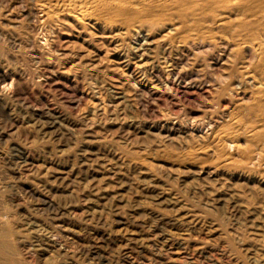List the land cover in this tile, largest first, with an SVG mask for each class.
Here are the masks:
<instances>
[{"label":"rangeland","instance_id":"1","mask_svg":"<svg viewBox=\"0 0 264 264\" xmlns=\"http://www.w3.org/2000/svg\"><path fill=\"white\" fill-rule=\"evenodd\" d=\"M0 2V89L4 82L8 84L7 92H0V210L3 211H0V216L5 218L4 225L0 226V236L8 237L7 244L1 245L3 251L1 248L0 255L4 256L3 261L18 260L16 264H138L140 261L139 264H255V259L264 254V240H261L264 239V185L258 176L260 173L264 174V163L262 168L257 169L260 173L251 175L242 172L237 164L227 165V159L221 157V162L219 154L212 153L213 147H210L213 134L208 130L204 132L209 122L216 121V118L221 117L219 115H225L238 99L231 96L230 92L222 93L229 82L222 78H227L232 72L230 51L196 47L193 51L188 49L186 52L185 46L170 43L165 38L164 31L150 33L142 30L117 36V32L107 30L89 29L84 32L71 22H67V26L62 24L61 27H51L50 30L47 25L28 16L33 5L31 0ZM15 24H19L18 27L15 28ZM177 56H180L179 59ZM185 88L192 94H189L190 97ZM222 105L227 107L223 108ZM127 133H130L129 137ZM192 134L194 135L190 136ZM171 136L178 140H169ZM188 149L197 151L191 152ZM189 152L193 154L190 156ZM212 160L219 162L214 164ZM142 161L146 162V166ZM177 166L181 168L180 171ZM187 167L191 170L190 173ZM234 167L238 168L234 170ZM166 170L170 173H166ZM187 182L190 183L186 185ZM229 186L234 191L231 187L228 189ZM252 195L256 196L257 202ZM226 197H229V202ZM48 201L54 203L49 208L46 206ZM222 205L224 206L221 207ZM55 209L59 211L57 217ZM155 216L162 217L163 220L159 221ZM178 221L184 223H176ZM57 223L74 231L75 236L60 235ZM260 225L263 230L257 229ZM48 234L50 237L46 238ZM9 240H16L15 245ZM156 247L167 257L163 258V254L157 253ZM251 248H255L254 251ZM176 250L178 254L174 253ZM203 251L207 254H201ZM123 252H126L125 257L130 256L131 259L125 258ZM255 252L257 253L254 255ZM208 254L214 256L210 257ZM205 255L212 259H207ZM19 256L22 258L17 259ZM216 256L219 257L218 261ZM178 259L181 263H178Z\"/></svg>","mask_w":264,"mask_h":264},{"label":"bare ground","instance_id":"2","mask_svg":"<svg viewBox=\"0 0 264 264\" xmlns=\"http://www.w3.org/2000/svg\"><path fill=\"white\" fill-rule=\"evenodd\" d=\"M1 1V0H0ZM31 2L33 3L32 5V9L29 11L28 16H32L34 17L38 23L43 24L44 26H48L50 27H55V26H60L66 25L68 24L67 22H71L72 24L76 25L80 30L87 32L89 29H97V30H103V31H115L117 32V36L121 35H130L132 32H138V31H142L145 30L147 32L153 33L156 31H164L166 32L165 34V38L169 40L170 43L173 44H177L179 45H183V47H186V52L188 49H193L196 47L199 48H221L223 50L226 51H230L229 54V60L231 62V66H232V72L227 76V78L224 77L222 78L223 81L226 82V80L228 79V85L224 88V90L222 91L223 94H226L227 92L231 93V96H235L237 99V101L231 105L229 107V109L227 110V112L225 113V115H219L221 117L216 118V121H211L209 122V118L208 121L209 122L206 126H205V131H209L211 132L213 135L212 137V144H211V148L213 147V152L214 154H219V158L220 161L222 160V158H224L225 160L227 159V165H231V164H237L238 167H240V169L242 170V172H246L247 174H251V175H255V173L257 172V169H259V167H261V165L264 163V0H31ZM0 7H2V4L0 2ZM28 10V9H27ZM2 11V10H0ZM5 14V13H4ZM7 15V14H6ZM1 16V15H0ZM23 16V15H22ZM3 18V17H2ZM7 18V17H6ZM8 19V18H7ZM11 20V19H10ZM7 21V20H6ZM13 22V21H12ZM18 23V22H17ZM8 24V23H7ZM19 24H15L14 27H18ZM13 26V25H12ZM67 26V25H66ZM70 27V26H69ZM2 28V26H1ZM12 28V27H11ZM29 28V27H28ZM33 28V27H31ZM30 28V29H31ZM74 28V27H73ZM72 28V29H73ZM6 29V28H5ZM18 29V28H17ZM55 29V28H54ZM14 30V29H13ZM38 31V30H37ZM41 31V29H40ZM78 31V30H77ZM45 32V31H44ZM53 33V32H52ZM80 33V32H79ZM158 33V32H157ZM70 34V33H69ZM140 34V33H139ZM51 35V34H50ZM113 35H116L115 33ZM7 37V36H6ZM126 37V36H125ZM4 38V37H3ZM119 38V37H118ZM16 40V39H15ZM86 40V39H85ZM116 40V39H115ZM18 41V40H17ZM117 41V40H116ZM126 41V40H125ZM154 41V40H153ZM6 42V41H5ZM45 42V41H44ZM50 42V41H49ZM8 43V42H6ZM41 43V42H40ZM125 43V42H124ZM165 43V42H164ZM13 44V43H12ZM22 44V43H21ZM62 44V43H61ZM123 44V41H122ZM166 44V43H165ZM17 45V44H14ZM52 45V44H51ZM20 47V46H19ZM182 46L179 48L181 49ZM60 49V48H59ZM145 49V48H144ZM172 49V48H171ZM184 49V48H183ZM182 49V50H183ZM207 49V50H208ZM119 50V49H118ZM153 50V49H152ZM168 50V49H167ZM170 50V48H169ZM202 50V49H201ZM206 50V49H204ZM166 51V50H165ZM176 51V50H175ZM200 51V50H199ZM209 52H211L210 50H208ZM178 52V51H177ZM180 52V51H179ZM197 52V51H196ZM218 52V51H217ZM69 53V52H68ZM169 53V52H168ZM172 53V52H171ZM191 53V52H190ZM199 53V52H197ZM221 53V52H220ZM64 54V53H63ZM176 54V53H175ZM184 54V53H183ZM188 54V53H187ZM31 55V54H30ZM40 55V54H39ZM174 55V54H173ZM178 55V54H176ZM190 55V54H189ZM194 55V53H193ZM223 55V54H222ZM162 56V55H161ZM166 56V55H165ZM172 56V55H171ZM196 55H194L195 57ZM215 56V55H214ZM213 56V57H214ZM220 56V55H219ZM45 57V56H44ZM164 57V56H163ZM180 57V56H179ZM179 57L177 56L176 58L179 59ZM191 57V56H190ZM212 57V58H213ZM217 57V56H216ZM168 58V57H167ZM170 58V57H169ZM175 58V59H176ZM183 58V57H182ZM185 58V57H184ZM183 58V59H184ZM188 58V57H187ZM211 58V56L209 57V59ZM182 59V60H183ZM215 59V58H214ZM222 59V58H221ZM220 59V60H221ZM187 60V59H186ZM191 60V59H190ZM194 60V59H192ZM218 60V59H217ZM216 61V60H214ZM161 62V60H160ZM170 62V61H169ZM172 62V61H171ZM190 62V61H189ZM197 62V60L195 61V63ZM210 64L212 63V61H209ZM167 63V62H166ZM177 63V62H176ZM179 63V62H178ZM184 63V62H183ZM188 63V62H187ZM165 64V63H164ZM175 64V62H174ZM181 64V63H180ZM191 64V62L189 63ZM188 64V65H189ZM194 64V63H192ZM197 64V63H196ZM218 64V62H217ZM221 64V63H220ZM172 65V63H171ZM177 65V64H176ZM187 65V66H188ZM200 65V64H199ZM213 65V64H211ZM209 65V66H211ZM216 65V64H215ZM53 66V65H52ZM165 66V65H164ZM162 66V67H164ZM230 66V65H228ZM190 67V66H189ZM195 67V65H194ZM204 68V67H203ZM214 68V66H213ZM229 68V67H228ZM55 69V68H54ZM53 69V70H54ZM189 69V68H188ZM191 69V67H190ZM205 69V68H204ZM207 69V68H206ZM205 69V70H206ZM216 69V68H215ZM214 69V70H215ZM50 70V69H49ZM52 70V69H51ZM135 70V69H134ZM192 70H194L192 68ZM201 70V69H199ZM213 70V69H211ZM169 71V70H168ZM174 71V70H173ZM187 71V70H184ZM198 71V70H197ZM69 72V71H68ZM180 72V71H179ZM193 72V71H192ZM191 72V73H192ZM196 72V71H195ZM194 72V73H195ZM203 72V71H202ZM201 72V73H202ZM219 72V71H218ZM187 73V72H186ZM188 73H190L188 71ZM197 73V72H196ZM198 73H200L198 71ZM205 73V72H204ZM217 73V72H216ZM229 73V71L227 72ZM169 74H171L169 72ZM168 74V75H169ZM184 74V73H183ZM192 75V74H190ZM196 75V74H195ZM201 75V74H200ZM199 75V76H200ZM173 76V75H171ZM170 76V77H171ZM185 76V75H184ZM193 76V75H192ZM209 76V75H207ZM206 76V78H207ZM168 77V76H167ZM175 77V76H174ZM176 77H178L176 75ZM182 77V76H181ZM191 77V76H190ZM217 77V76H216ZM48 78V77H47ZM51 78V77H50ZM185 78V77H184ZM199 78V77H198ZM203 78V77H202ZM211 78V77H209ZM219 78V77H218ZM193 79V78H191ZM197 79V78H196ZM201 78H199L200 80ZM205 79V76H204ZM180 80V79H179ZM183 80V79H182ZM198 80V82H199ZM202 80V79H201ZM227 80V81H228ZM137 81V80H136ZM174 81V79H173ZM168 82V80H167ZM179 82V81H178ZM201 82V81H200ZM184 83H186V81H184ZM203 83V82H202ZM168 84V83H167ZM173 84V83H172ZM181 84V83H180ZM187 84V83H186ZM194 84V83H193ZM192 84V85H193ZM197 84V83H196ZM195 84V85H196ZM208 84V83H207ZM2 85V84H1ZM55 85V84H54ZM67 85V84H66ZM204 85V84H202ZM11 85H9L10 88ZM166 86V85H165ZM175 86V85H174ZM190 86V85H189ZM211 86V84H210ZM209 86V87H210ZM168 87V86H167ZM199 87V86H198ZM197 87V88H198ZM203 87V86H202ZM207 87V86H206ZM7 88H8V84H6L4 82L3 86L1 87V91L2 94H4L5 92H7ZM154 88V87H153ZM157 88V86H156ZM161 88V87H160ZM171 88V87H170ZM169 88V90H170ZM176 88V87H175ZM174 88V89H175ZM178 88V87H177ZM187 88V87H186ZM186 88L184 90H186ZM190 88V87H189ZM214 88V87H213ZM148 89V88H147ZM211 89V88H210ZM220 89V90H221ZM10 90V89H9ZM140 90V89H139ZM152 90V88H151ZM164 90V89H163ZM166 90V89H165ZM177 90V89H176ZM189 90V89H188ZM203 90V88H202ZM160 91V90H159ZM162 91V90H161ZM192 91V90H191ZM199 91V90H198ZM207 91V90H206ZM205 91V92H206ZM213 91V90H212ZM215 91V90H214ZM152 92V91H151ZM150 92V93H151ZM155 92V91H154ZM179 92V91H178ZM182 92V91H181ZM179 92V93H181ZM189 92V91H188ZM186 90V93H188ZM209 92V91H208ZM10 93V92H9ZM8 93V94H9ZM12 93V91H11ZM164 93H166L164 91ZM184 93V92H183ZM193 93V91H192ZM203 93V92H202ZM215 93V92H214ZM218 93V92H217ZM191 93H188V96ZM211 94V93H210ZM210 94H208L210 96ZM216 94V93H215ZM214 94V95H215ZM220 94V93H219ZM6 95V94H5ZM12 95V94H11ZM146 95V93H145ZM150 95V94H148ZM152 95V94H151ZM150 95V96H151ZM182 95V94H181ZM185 95V93L183 94ZM192 95V94H191ZM193 95H195V93H193ZM200 95V94H199ZM155 96V95H154ZM205 96V95H204ZM209 96H205V97H209ZM211 96H213L211 94ZM226 96V95H224ZM228 96V95H227ZM13 96H11L12 98ZM159 97V96H158ZM190 97V96H189ZM167 98V97H166ZM201 98V97H200ZM203 98V97H202ZM210 98V97H209ZM225 98V97H224ZM229 98V97H228ZM1 99V98H0ZM159 99V98H157ZM226 99V98H225ZM224 99V101H225ZM23 100V99H22ZM171 100V99H170ZM193 100V99H192ZM191 100V101H192ZM206 100V98H205ZM228 100V99H227ZM236 100V99H235ZM223 101V102H224ZM8 102V101H7ZM195 102V101H194ZM227 102V101H226ZM232 102V100H231ZM225 104V103H224ZM228 104V103H227ZM226 104V105H227ZM195 105V104H194ZM199 105V103L197 104ZM229 105V104H228ZM224 106L223 108H226L227 106ZM207 111V110H206ZM95 112V111H94ZM61 113V112H60ZM165 114V113H164ZM173 114V113H172ZM218 114V113H217ZM221 114V113H219ZM224 114V113H223ZM211 116V115H210ZM47 117V116H46ZM171 117V116H169ZM199 117V116H198ZM197 117V118H198ZM52 118H54L52 116ZM57 118V117H56ZM159 118V117H158ZM162 118V116H161ZM191 118V117H190ZM157 119V118H156ZM164 119V118H163ZM214 119V118H213ZM55 120V119H54ZM53 120V121H54ZM61 120V119H60ZM68 120V119H67ZM194 120V119H193ZM58 121V120H57ZM63 121V120H62ZM186 121V120H185ZM61 122V121H60ZM65 122V120L63 121ZM194 122V121H193ZM205 122V121H204ZM54 123V122H53ZM57 123V122H56ZM158 123V122H157ZM168 123V122H167ZM176 123V122H175ZM181 123V122H180ZM197 123V122H196ZM169 124V123H168ZM191 124V123H190ZM200 124V123H199ZM198 124V125H199ZM63 125V124H62ZM142 125V124H141ZM174 125V124H173ZM165 126V125H164ZM167 126V125H166ZM182 126V125H181ZM180 126V128H181ZM188 126V125H187ZM193 126V125H192ZM195 126V125H194ZM202 126V125H201ZM90 127V126H89ZM163 128V127H162ZM202 128V127H200ZM171 129V128H170ZM177 129V128H176ZM189 129V128H188ZM192 129V128H191ZM196 129V128H195ZM194 129V130H195ZM73 130V129H72ZM164 130V129H161ZM167 130V129H166ZM169 130V129H168ZM84 131V130H83ZM81 131V132H83ZM88 131V130H87ZM171 131V130H170ZM169 131V132H170ZM187 131V130H186ZM200 131V130H199ZM125 132V131H124ZM123 132V133H124ZM127 132V131H126ZM180 132V130H179ZM183 132V131H182ZM97 133V132H96ZM171 133V132H170ZM185 133V132H183ZM192 133V132H191ZM208 133V132H207ZM74 134V133H73ZM89 134V133H88ZM87 134V135H88ZM126 135V133H124ZM130 134V133H129ZM129 134L127 133V136L129 137ZM132 134V133H131ZM159 134V133H158ZM187 134V133H186ZM190 134V133H189ZM188 134V135H189ZM200 134H203L202 132H200ZM206 134V133H205ZM85 135V134H84ZM91 135V133H90ZM98 135V134H97ZM100 135V134H99ZM122 136H125L123 134H121ZM133 135V134H132ZM167 138V133L165 134ZM170 135V134H169ZM168 135V136H169ZM174 135V134H173ZM179 135V134H178ZM194 134L190 135L193 136ZM208 135V134H207ZM211 135V134H210ZM93 136V135H92ZM96 136V134H95ZM135 136V135H134ZM155 136V134H154ZM160 136V135H159ZM184 136V135H183ZM182 136V137H183ZM201 136V135H200ZM102 137V136H101ZM147 137V135L145 136ZM158 137V136H157ZM161 137V136H160ZM164 137V136H162ZM188 137V136H187ZM197 137V136H196ZM202 137V136H201ZM106 138V137H105ZM104 138V139H105ZM139 138V137H138ZM170 138H173L172 140H174L176 137H169L168 139L170 140ZM206 138V137H205ZM125 139V138H124ZM141 139V138H140ZM151 139V138H150ZM177 139V138H176ZM209 139V138H208ZM91 140V139H90ZM103 140V139H102ZM110 140V139H109ZM167 140V139H166ZM178 140V139H177ZM199 140V139H197ZM206 140V139H205ZM210 140V139H209ZM87 141V140H86ZM89 141V140H88ZM99 141V140H98ZM117 141V140H116ZM145 141V140H144ZM164 141V140H163ZM176 141V140H175ZM186 141V140H185ZM202 141V140H201ZM93 142V141H92ZM95 142V141H94ZM123 142V141H121ZM143 142V141H142ZM180 142V141H179ZM207 142V141H206ZM135 143V142H134ZM171 143V142H170ZM200 143V142H199ZM84 144V143H83ZM151 144V143H150ZM190 144V143H189ZM204 143H202L203 145ZM206 144V143H205ZM209 144V145H210ZM144 145V144H142ZM159 145V144H158ZM173 145V144H171ZM171 145H169L168 147H170ZM182 145V143H181ZM191 145V144H190ZM201 145V144H200ZM107 146V145H106ZM145 146V145H144ZM178 146V145H177ZM86 147V146H85ZM174 147V146H173ZM202 147V146H200ZM206 146H204L205 148ZM171 148V147H170ZM190 148V147H189ZM193 148V147H192ZM198 148V147H197ZM203 150H206L204 149ZM177 149V148H176ZM200 149V148H199ZM107 150V149H106ZM110 150V149H109ZM186 150V149H185ZM184 150V151H185ZM191 152L193 150L188 149ZM104 151V150H102ZM101 151V152H102ZM111 151V150H110ZM109 151V152H110ZM167 151V150H166ZM177 151V150H176ZM179 151V150H178ZM187 151V150H186ZM185 151V152H186ZM197 151V149L195 150ZM194 151V152H195ZM199 151V150H198ZM201 151V149H200ZM199 151V152H200ZM208 151V150H206ZM211 151V150H210ZM90 152V151H89ZM203 152V151H202ZM96 153V152H95ZM106 153V152H105ZM113 153V152H112ZM119 153V152H117ZM169 153V152H168ZM183 153V152H182ZM201 153V152H200ZM199 153V154H200ZM80 154V153H79ZM104 154V153H103ZM108 154V153H107ZM110 154V153H109ZM166 154V153H165ZM181 154V153H180ZM188 154V152H187ZM193 154V153H192ZM192 154L189 155L191 156ZM198 154V155H199ZM206 154V153H205ZM209 154V153H208ZM95 155V154H94ZM111 155V154H110ZM116 155V154H115ZM124 155V154H123ZM122 155V156H123ZM189 155H187V157H189ZM196 156V154H194ZM211 155V153H210ZM178 156V155H177ZM184 156V155H183ZM182 156V157H183ZM186 156V154H185ZM184 156V157H185ZM214 156V155H213ZM100 157V156H99ZM107 157V156H106ZM121 157V156H120ZM204 157V156H203ZM209 157V156H208ZM212 157V155H211ZM210 157V158H211ZM222 157V158H221ZM1 158V157H0ZM123 158V157H121ZM151 158V157H149ZM171 158V157H170ZM169 158V160H170ZM177 158V157H176ZM196 158V157H194ZM205 159L207 157H204ZM217 158V156H216ZM99 159V158H98ZM97 159V160H98ZM101 159V158H100ZM181 159V158H180ZM183 159V158H182ZM193 159V158H192ZM203 159V158H202ZM213 159V158H212ZM103 160V159H101ZM109 160V159H108ZM142 160V159H141ZM175 161V159H172ZM186 160V159H185ZM188 160V159H187ZM209 160V158L207 159ZM206 160V161H207ZM214 160V159H213ZM212 160V162H213ZM110 161V160H109ZM112 161V160H111ZM110 161V162H111ZM143 161H147V160H143ZM142 161V162H143ZM196 161V160H195ZM198 161V158H197ZM204 160H202L203 162ZM113 162V161H112ZM119 162V161H118ZM124 162V161H123ZM154 162V161H153ZM176 162V161H175ZM201 162V161H200ZM205 162V161H204ZM215 162V161H214ZM213 162V163H214ZM219 162V161H217ZM215 162V163H217ZM222 162V161H221ZM146 162H143L142 164L144 166ZM199 162H197L198 164ZM207 163H211L207 161ZM206 163V164H207ZM214 163V164H215ZM107 164V163H106ZM141 164V163H140ZM175 164V163H174ZM189 164V162H188ZM192 164V162H191ZM201 164V163H200ZM204 166V163H202ZM102 165V164H100ZM149 164H147L148 169L150 168L148 166ZM173 165V163L171 164ZM186 165V164H185ZM219 165H221L219 163ZM224 165V164H223ZM233 165V166H234ZM129 166V165H128ZM157 166V165H156ZM160 166V165H158ZM181 166V165H180ZM206 166V165H205ZM210 166V165H209ZM213 166V165H212ZM236 166V165H235ZM263 166V165H262ZM118 167V166H116ZM146 167V168H147ZM154 167V166H153ZM162 167V166H160ZM176 167V166H175ZM174 167V168H175ZM181 167H184V165H182ZM197 167V165H196ZM207 167V166H206ZM218 167V166H217ZM224 167V166H223ZM222 167V170H223ZM226 167V166H225ZM238 167H234V170L237 169ZM113 168V167H112ZM164 168V167H163ZM178 168V166H177ZM186 168V167H185ZM188 168V167H187ZM199 168V167H198ZM201 168V167H200ZM213 168V167H212ZM221 168V167H218ZM233 168V167H232ZM262 168V167H261ZM264 168V167H263ZM159 169V168H158ZM161 169V168H160ZM159 169V170H160ZM179 169V168H178ZM183 169V168H182ZM216 169V167H215ZM228 169V168H225ZM224 169V171H225ZM15 170V169H14ZM144 170V169H143ZM150 170V169H149ZM152 170V169H151ZM156 170V169H155ZM176 170V169H175ZM173 170V171H175ZM181 170V168L179 169V171ZM187 170V169H186ZM196 170V169H194ZM198 170V169H197ZM201 170V169H200ZM210 170V169H209ZM218 170V169H216ZM239 170V169H238ZM178 171V172H179ZM189 171V168L188 170ZM191 171V170H190ZM189 171V173H190ZM233 171V170H232ZM231 171V172H232ZM17 172V171H16ZM177 172V173H178ZM185 172V171H184ZM196 172V171H195ZM193 172V173H195ZM199 172V171H197ZM204 172V171H202ZM207 172L209 174L210 171L207 170ZM214 172V171H212ZM219 172V171H218ZM223 172V171H222ZM238 172V171H237ZM258 172L260 173V171L258 170ZM257 172V173H258ZM147 173V172H146ZM166 173H168V171L166 170ZM170 173V172H169ZM168 173V174H169ZM206 173V172H205ZM224 173V172H223ZM228 173V172H227ZM233 173V172H232ZM264 173V172H263ZM167 174V175H168ZM182 174V173H181ZM187 174V172H186ZM230 174V173H228ZM246 174V175H247ZM208 175V174H206ZM173 176V175H172ZM245 176V174H244ZM259 180L262 181V184L264 185V174H259ZM168 177V176H167ZM174 177V176H173ZM207 177V176H206ZM209 177V176H208ZM211 177V176H210ZM230 177V175H229ZM228 177V178H229ZM176 178V177H174ZM173 178V179H174ZM225 178V177H222ZM241 178V176H240ZM194 179V178H193ZM247 179V178H246ZM254 179V178H252ZM257 179V178H256ZM154 180V179H153ZM206 180V179H205ZM209 180V178H208ZM207 180V181H208ZM228 180V179H227ZM240 180V179H239ZM244 180V179H243ZM255 180V179H254ZM210 181V180H209ZM208 181V182H209ZM173 182V180H172ZM191 182V181H190ZM187 182L186 185H188ZM197 182V181H196ZM247 182V181H246ZM249 182V181H248ZM247 182V183H248ZM253 182V181H252ZM259 182V181H258ZM193 183V182H192ZM210 183V182H209ZM213 183V182H211ZM243 184L245 182H242ZM241 183V184H242ZM214 184V183H213ZM246 184V183H245ZM259 184V183H258ZM190 185V184H189ZM202 185V184H201ZM204 185V184H203ZM224 185V184H222ZM221 185V186H222ZM238 185V184H237ZM253 185V184H252ZM149 186V185H148ZM184 186V185H183ZM196 186V185H195ZM194 186V187H195ZM213 186V185H212ZM219 186V185H218ZM219 186V187H221ZM234 186V185H233ZM246 186V185H245ZM257 184H256V189H257ZM186 187V186H185ZM203 187V186H202ZM217 187V186H215ZM231 186H229L228 189ZM241 187V186H240ZM247 187L250 188V186L248 185ZM246 187V188H247ZM208 188V187H207ZM218 188V187H217ZM224 188V186H223ZM226 188V187H225ZM255 188V187H254ZM259 188V187H258ZM261 188V187H260ZM209 189V188H208ZM215 189V188H214ZM222 189V188H221ZM238 189V188H237ZM252 189V188H251ZM263 189V188H262ZM153 190V189H152ZM166 190V189H165ZM186 190V189H185ZM203 190V189H202ZM233 190V188H232ZM242 190V189H241ZM253 190V189H252ZM261 190V189H259ZM34 191V190H31ZM229 191V190H228ZM234 191V190H233ZM249 191H251L249 189ZM262 191V190H261ZM264 191V190H263ZM29 192V191H28ZM35 192V191H34ZM33 192V193H34ZM183 192V191H182ZM194 192V191H193ZM210 191H208L207 193L209 194ZM220 192V189H219ZM232 192V191H231ZM244 192V191H242ZM252 192V191H251ZM257 192H259L257 190ZM256 192V193H257ZM169 193V192H168ZM189 193V192H187ZM186 193V194H187ZM196 193V192H195ZM218 193V192H217ZM237 193V192H236ZM239 193V192H238ZM225 194V193H223ZM227 194H230L227 192ZM235 193H232V195H234ZM242 194V193H241ZM244 194H246L244 192ZM251 194V193H249ZM253 194V193H252ZM260 194V193H258ZM263 194V192H262ZM185 195V194H183ZM194 195V193H193ZM210 195V194H209ZM213 195H215V193H213ZM220 195V194H219ZM197 196H200L199 194ZM224 196V195H222ZM254 197V195H252ZM157 197V196H156ZM174 198V196H172ZM203 197V196H201ZM214 197V196H213ZM216 197V196H215ZM246 197L247 194H246ZM251 197V198H253ZM256 197V196H255ZM253 198V200L256 201V198ZM258 197V196H257ZM177 198V197H176ZM191 198V197H190ZM193 198V196H192ZM227 198V197H226ZM236 197H234L235 199ZM242 198V197H241ZM249 198V197H248ZM264 198V197H263ZM194 199V198H193ZM202 199V198H201ZM221 199V196L220 198ZM218 199V200H219ZM223 201H227L229 202V197L227 199L222 198ZM237 199V198H236ZM245 199V198H244ZM42 200V199H41ZM40 200V201H41ZM217 200V198L215 199ZM240 200V199H237ZM11 201V200H10ZM44 201V200H43ZM46 201V199H45ZM44 201V202H45ZM51 201V200H50ZM221 201V200H220ZM231 201V200H230ZM245 201V200H244ZM263 201V200H261ZM232 202V201H231ZM248 202V201H246ZM254 202V201H253ZM257 202V201H256ZM53 203V202H51ZM49 201L46 202V206L49 208L51 207V204ZM164 203V202H163ZM209 203V202H208ZM221 203V202H220ZM223 203V202H222ZM206 204V203H205ZM210 204V203H209ZM240 204V203H237ZM45 205V204H44ZM220 205V204H217ZM231 205V204H229ZM253 205V204H252ZM262 205V204H261ZM224 205H222L221 207H223ZM233 206V204H232ZM230 206V207H232ZM248 205H245V207ZM255 206V204H254ZM257 206V205H256ZM5 207V206H4ZM3 207V208H4ZM12 207V206H11ZM225 207H228L227 204H225ZM241 207V206H240ZM249 207V206H248ZM252 207V206H251ZM259 207V206H258ZM2 208V209H3ZM8 208V206H7ZM15 208V207H14ZM57 208V207H56ZM182 208V206H181ZM208 208V207H207ZM220 208V207H219ZM238 208V207H237ZM250 208V207H249ZM249 208L247 209L249 211ZM257 208V207H256ZM10 209V208H9ZM158 209V208H157ZM221 209V208H220ZM219 209V210H220ZM242 209V208H241ZM245 209V208H243ZM264 209V208H263ZM262 209V210H263ZM6 210V209H5ZM4 210V211H5ZM53 209H51L52 211ZM179 210V209H178ZM222 210V209H221ZM220 210V211H221ZM224 210V208H223ZM235 210V208H234ZM233 210V211H234ZM251 210V209H250ZM1 211V210H0ZM7 211V210H6ZM5 211V212H6ZM56 211V209H55ZM58 211V210H57ZM57 211L56 213V217H57ZM212 211V210H211ZM225 211H227L225 209ZM224 211V212H225ZM231 211V210H230ZM257 211V210H256ZM3 212V211H1ZM59 212V211H58ZM152 212V211H151ZM175 212V211H174ZM223 212V211H222ZM242 212V211H241ZM247 212V211H246ZM254 212V211H253ZM258 212V211H257ZM264 212V211H263ZM63 213V212H62ZM176 213V212H175ZM214 213V212H212ZM251 213V212H250ZM2 214V213H1ZM40 214V213H39ZM151 214V213H149ZM153 214V212H152ZM217 214V213H216ZM240 214V213H238ZM249 214V212H248ZM252 214V213H251ZM256 214V213H255ZM255 214H253L255 216ZM47 215V214H46ZM61 215V214H60ZM66 216V214H64ZM158 215V214H155ZM166 215V214H165ZM165 215L164 218H165ZM174 215V214H173ZM209 215V214H208ZM3 216V215H2ZM6 216V215H5ZM8 216V215H7ZM63 216V215H62ZM147 216V215H146ZM149 216V215H148ZM207 216V215H206ZM249 216V215H248ZM4 217V216H3ZM157 217V216H155ZM211 218V216H209ZM16 218V217H15ZM61 218V216L59 217V219ZM64 218V217H63ZM145 218V217H144ZM152 218V217H151ZM154 218V217H153ZM152 218V219H153ZM171 218V217H170ZM216 218V217H214ZM5 219V218H4ZM3 218H1L0 216V226L1 224L4 223ZM7 219V217H6ZM10 219V218H9ZM13 219V218H12ZM150 219V218H149ZM182 219V218H180ZM179 219V220H180ZM193 219V218H192ZM212 219V218H211ZM219 219V218H218ZM251 219V218H250ZM253 219V218H252ZM259 219V217H258ZM262 219V217H261ZM56 220V219H55ZM155 220V219H154ZM153 220V221H154ZM157 220L162 221L163 218L162 217H157ZM166 220V219H164ZM178 220V219H175ZM235 220V219H234ZM32 221V220H31ZM58 221V220H57ZM167 221V220H166ZM171 221V220H170ZM169 221V224H170ZM185 221V220H184ZM181 222V223H184ZM198 221V220H197ZM222 221V219H221ZM227 221V220H226ZM225 221V222H226ZM252 221H256V220H252ZM258 221H262V220H258ZM9 222V220H8ZM62 222V221H60ZM65 221H63L64 223ZM118 222V221H117ZM158 222V221H157ZM156 222V223H157ZM186 222V221H185ZM190 222V221H187ZM192 222V221H191ZM210 222V221H209ZM218 222V221H217ZM224 222V223H225ZM7 223V221H6ZM52 223V222H51ZM56 223V222H55ZM67 223V222H66ZM65 223V224H66ZM70 223V222H69ZM160 223V222H158ZM172 223V222H171ZM181 224L179 221L176 222ZM174 222V224H176ZM194 223V222H193ZM243 223V222H240ZM33 224V223H32ZM71 224V223H70ZM166 224V222H165ZM171 224V225H174ZM189 224V223H188ZM212 224V223H211ZM251 224V223H250ZM4 225V224H3ZM6 225V224H5ZM53 225V224H52ZM57 232L61 235L64 236H75V232L70 230L69 228L65 227L64 225L58 224L57 223ZM68 225V224H67ZM66 225V226H67ZM160 225V224H159ZM164 224L162 223V226ZM183 225V224H182ZM225 225V224H224ZM227 225V224H226ZM39 226V225H38ZM42 227V225H40ZM143 226V225H142ZM181 226V225H179ZM178 226V227H179ZM191 226V225H190ZM193 226V224H192ZM197 226V225H196ZM252 226V225H250ZM259 226V225H258ZM261 228L263 230V228ZM263 226V225H262ZM9 227V226H8ZM34 227V225H33ZM36 227V226H35ZM183 227V226H182ZM221 227V225H220ZM40 228V227H38ZM72 228V227H70ZM198 228V227H197ZM233 228V227H232ZM231 228V229H232ZM6 229V228H5ZM151 229V228H150ZM180 229V228H179ZM188 229V228H187ZM190 229V228H189ZM217 229V228H216ZM256 229V230H257ZM3 230V229H2ZM1 230V231H2ZM20 230V229H19ZM199 230V229H198ZM212 230V229H211ZM236 230V229H235ZM5 232V230H3ZM2 231V232H3ZM12 231V230H10ZM21 231V230H20ZM39 231V230H38ZM76 231V230H75ZM225 231V229H224ZM258 231V230H257ZM264 231V230H263ZM40 232H42L40 230ZM78 232V231H77ZM149 232V231H148ZM260 232V231H259ZM13 233V232H12ZM43 233V232H42ZM83 233V232H82ZM185 233V232H184ZM241 233V232H240ZM54 234H57L54 232ZM79 234V233H77ZM165 234V233H164ZM232 234H234L232 232ZM253 234H257L256 232ZM47 235V234H46ZM163 235V234H162ZM185 235V234H184ZM243 235V234H242ZM252 235V234H251ZM264 235V234H263ZM262 235V237H264ZM41 236V233H40ZM39 236V237H40ZM45 235H43L44 238ZM52 236V234H51ZM53 236H57V235H53ZM63 236V237H64ZM82 236V235H81ZM141 236V235H140ZM167 236V235H166ZM169 236V235H168ZM221 236V235H220ZM245 236V234H244ZM242 236V237H244ZM250 236V234H249ZM253 236V235H252ZM257 236V235H256ZM50 237V235L48 234V236L46 238ZM125 237V236H124ZM157 237V236H156ZM159 237V236H158ZM161 237V236H160ZM232 237V236H231ZM235 237V236H234ZM233 237V238H234ZM247 237V235H246ZM7 236L2 235L0 236V250H1V245L4 246L7 244ZM14 240V237H12ZM37 238V237H36ZM34 238V239H36ZM54 238V237H52ZM86 238V237H85ZM107 238V237H106ZM177 238V237H176ZM250 238V237H249ZM252 238V237H251ZM17 239V238H16ZM55 239H57L55 237ZM52 239V240H55ZM60 239V238H59ZM72 239V238H71ZM167 239V238H166ZM171 239V238H170ZM169 239V240H170ZM188 239V238H187ZM186 239V240H187ZM203 239V238H202ZM12 240H9L12 241ZM21 240V239H20ZM39 240V239H38ZM50 240V239H48ZM75 240V239H74ZM140 240V239H139ZM146 240V239H145ZM151 240V239H150ZM239 240V239H238ZM261 240H264L263 238ZM16 241V240H15ZM14 241V242H15ZM26 241V240H25ZM23 243H26V242ZM31 241V240H30ZM41 241V240H39ZM45 241V239H44ZM51 241V240H50ZM61 241V240H60ZM66 241V240H65ZM147 241V240H146ZM165 241V240H164ZM178 241V240H176ZM234 241V240H233ZM236 241V238H235ZM258 241V240H257ZM13 242V241H12ZM12 242H10L12 245H15V243L13 244ZM32 242V241H31ZM34 242V241H33ZM36 242V240H35ZM48 242V241H47ZM46 242V243H47ZM59 243V241H57ZM172 242V241H170ZM174 242V241H173ZM181 242V241H180ZM217 242V241H216ZM232 242V241H231ZM249 242V241H248ZM246 242V243H248ZM29 243V242H28ZM41 243V242H38ZM37 243V244H38ZM53 243V242H52ZM55 243V242H54ZM58 243L57 244L58 246ZM136 243V242H135ZM161 243V242H160ZM175 243V242H174ZM173 243V244H174ZM179 243V242H178ZM182 243V242H181ZM181 243H180V247H181ZM222 243V242H221ZM244 243V242H243ZM260 243V240L259 242ZM30 244V243H29ZM51 244V242H50ZM67 244V243H66ZM143 244V243H142ZM177 244V243H176ZM229 244V243H228ZM263 244V243H262ZM31 245V244H30ZM28 245V247L30 246ZM34 245V244H33ZM42 245V244H40ZM46 245V244H45ZM49 245V244H48ZM53 245V244H52ZM94 245V244H93ZM156 245V244H155ZM162 245V244H161ZM238 245V244H237ZM237 245H235V247H237ZM260 245V244H259ZM32 246V245H31ZM51 246V245H50ZM56 246V245H55ZM62 246V243H61ZM121 246V245H120ZM130 246V245H129ZM179 246V245H178ZM184 246V245H183ZM215 246V245H214ZM239 246V245H238ZM242 247V245H240ZM245 246V245H244ZM9 247V246H8ZM33 247V246H32ZM35 247V246H34ZM37 247V246H36ZM39 247V246H38ZM37 247V248H38ZM41 247V246H40ZM54 247V246H53ZM72 247V246H71ZM91 247V246H90ZM194 247V246H193ZM199 247V246H198ZM203 247V246H200ZM199 247V248H200ZM228 247V246H227ZM255 247V246H254ZM14 248V247H13ZM51 248V247H50ZM56 248V247H55ZM86 248V247H85ZM89 248V247H88ZM131 248V247H129ZM148 248V247H147ZM150 248V247H149ZM197 248V247H196ZM239 248V247H237ZM258 248V247H257ZM261 248V247H260ZM62 249V248H61ZM81 249V248H80ZM179 249V248H178ZM192 249V248H191ZM194 249V248H193ZM252 249V248H251ZM255 248H253L252 250L254 251ZM262 249V248H261ZM30 247H29V252H30ZM57 250V249H56ZM60 250V249H59ZM66 250V249H65ZM64 250V251H65ZM155 250H157V247L155 248ZM161 249H159L160 251ZM169 250V248H168ZM197 250V249H196ZM195 250V252H196ZM3 251V248H2ZM8 251V250H7ZM6 251V252H7ZM61 251V250H60ZM158 251V250H157ZM157 253H160V252ZM162 251V250H161ZM165 251V250H164ZM167 251V250H166ZM170 251V250H169ZM213 251V250H212ZM215 251V250H214ZM222 251V250H221ZM243 251V250H242ZM250 251V250H249ZM257 251V250H256ZM263 251V250H261ZM10 253H12L11 251H9ZM32 252V251H31ZM37 252V251H34ZM43 252V251H42ZM45 252V251H44ZM94 252V251H93ZM128 252V251H127ZM194 252V253H195ZM201 252V251H200ZM205 251H203L201 254H207L204 253ZM241 252V250H240ZM248 252V250H247ZM5 253V251H4ZM8 253V252H7ZM39 253V251H38ZM109 253V252H108ZM124 253V252H123ZM129 253V252H128ZM167 253V252H164ZM174 253L178 254L177 250L176 252L174 251ZM199 253V252H198ZM213 253V252H212ZM225 253V252H224ZM243 253V252H242ZM249 253V252H248ZM257 252L254 253V255ZM13 254H15L13 252ZM28 254V252H27ZM41 254V253H40ZM45 254V253H44ZM60 254V253H59ZM126 252L124 253V257H125ZM161 254V253H160ZM163 254V253H162ZM161 254V255H162ZM192 254V253H191ZM211 254V252L209 253ZM208 254V256H210ZM220 254H222L220 252ZM253 254V253H252ZM3 255V254H2ZM9 255V254H8ZM31 255V254H30ZM33 255H35L33 253ZM61 255V254H60ZM168 255V254H167ZM170 255V252H169ZM186 255V254H185ZM194 255V254H193ZM198 255V254H197ZM223 255V254H222ZM232 255V254H231ZM245 256V254H243ZM247 255V254H246ZM251 255V254H250ZM18 256V255H17ZM45 256V255H44ZM70 256V255H69ZM158 256V255H157ZM160 256V255H159ZM158 256V257H159ZM192 257V255H190ZM199 256V255H198ZM204 256V255H203ZM207 257V255H205ZM214 256V255H211ZM210 256V257H211ZM219 256V255H218ZM259 256V255H257ZM9 257V256H8ZM14 257V256H13ZM16 257V256H15ZM122 257V258H124ZM127 258H129L128 256H126ZM125 257V258H126ZM148 257V256H147ZM161 257V256H160ZM167 257V256H165ZM164 254H163V258ZM170 257V256H168ZM190 257V258H191ZM197 257V256H195ZM202 257V255H201ZM206 257H204L206 259ZM217 257V256H216ZM215 259L221 257H217ZM236 257V256H234ZM4 256L0 255V263H7V264H12V262L14 264H16V262H18V258L17 257V261L15 262L14 260L10 261V262H6L7 261V257L5 258L6 260L3 261ZM22 258V257H21ZM20 258V259H21ZM26 258V257H25ZM37 258V256L35 257ZM40 258V257H39ZM43 258V255H42ZM41 258V259H42ZM97 258V257H96ZM105 258V257H104ZM174 258V257H173ZM209 257H207L208 259ZM214 258V257H213ZM240 258V257H239ZM100 259V258H99ZM109 259V258H108ZM131 259V258H129ZM149 259V258H148ZM189 259V256L188 258ZM193 259V258H192ZM198 259V258H197ZM212 259V258H209ZM245 259V258H244ZM247 259V258H246ZM253 259V257H252ZM250 258V260H252ZM255 259V258H254ZM253 259V260H254ZM38 260V259H37ZM83 260V259H82ZM106 260V259H105ZM154 260V259H153ZM165 260V259H162ZM161 260V262H162ZM172 261V259H170ZM168 260V262L170 261ZM176 260V259H174ZM179 260V259H178ZM235 260V259H234ZM238 260V259H237ZM241 260V258H240ZM249 260V259H248ZM41 261V260H40ZM113 261V260H112ZM156 261V260H154ZM166 261V260H165ZM184 260H182L183 262ZM193 261V260H192ZM199 261V260H198ZM201 261V260H200ZM199 261V262H200ZM246 261V260H245ZM134 262V261H133ZM131 262V263H133ZM141 262V261H140ZM139 262V263H140ZM175 262V261H174ZM177 262V261H176ZM187 262V261H186ZM209 262V261H208ZM248 262V261H247ZM255 262L257 264H264V254L261 257H257L255 259ZM21 263V262H20ZM23 263V261H22ZM28 263V262H26ZM25 263V264H26ZM135 263V262H134ZM138 263V264H139ZM178 263H181L180 260ZM185 263V262H184ZM190 264L192 262H189ZM193 263H195V260L193 261ZM197 263V262H196ZM204 263V262H203ZM201 263V264H203ZM212 263V262H211ZM246 263V262H245ZM255 263V264H256ZM124 264V263H123ZM173 264V263H172ZM183 264V263H182ZM217 264V263H215ZM219 264V263H218ZM228 264V263H227ZM237 264V263H236ZM247 264V263H246Z\"/></svg>","mask_w":264,"mask_h":264}]
</instances>
